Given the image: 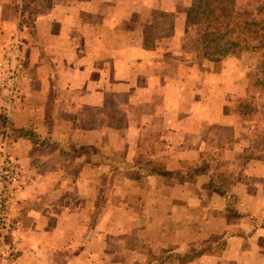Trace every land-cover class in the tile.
<instances>
[{"label":"crops","instance_id":"0c3cea01","mask_svg":"<svg viewBox=\"0 0 264 264\" xmlns=\"http://www.w3.org/2000/svg\"><path fill=\"white\" fill-rule=\"evenodd\" d=\"M192 3L0 0V49L43 8L10 148L25 172L10 264H264V119L237 111L236 65L199 60Z\"/></svg>","mask_w":264,"mask_h":264},{"label":"rangeland","instance_id":"374dc122","mask_svg":"<svg viewBox=\"0 0 264 264\" xmlns=\"http://www.w3.org/2000/svg\"><path fill=\"white\" fill-rule=\"evenodd\" d=\"M193 1V0H192ZM249 0H247L246 4ZM245 4V6H246ZM244 6V7H245ZM237 9L241 10L244 7L236 6ZM18 26L15 30V32L12 34V36L5 41L0 49V146L2 142L4 141V133H3V127L6 123V116L5 111L7 110L6 106L8 104L7 100L9 98L8 93V84H9V69L10 65L12 66V60L10 57V52L12 49H9V43L11 42L12 38L14 37V34L17 32L19 27V21H21V27H22V44H21V55L23 59V66L20 70H22V76L20 78V88H15V101L16 103L13 104L11 108V116L8 118L9 120V126H10V133H9V139H8V152L10 156H12L18 165V167L22 170L25 176V172L23 170V167L18 162V159L15 158L12 153L10 152L11 146L16 142L17 138L20 137L19 133L15 131L14 128L15 120L17 119L18 113L23 109V90L24 86L26 85V76H27V70H26V49L30 42L34 44V42L31 39V34L35 32V19L26 11L20 10L18 12ZM201 26V24H199ZM156 27V29H155ZM162 27L159 23L156 22V25H151L147 31L153 34V28L155 29L154 33ZM204 28V26L202 25ZM169 28V25H167V29ZM204 32V29L202 33ZM201 33V34H202ZM152 42V41H149ZM9 49V50H8ZM202 58L200 57L199 60ZM225 60L224 62H222ZM222 61L218 62L219 66H222L223 63H228L230 66H235L236 69L233 70V78L236 79V92H234L233 89H231V93H236V98L239 100H244L243 103L237 105V111L241 112L242 114L250 113L252 115H256L258 118V123H260L261 119H264V49H252L246 46L245 43L239 42L232 48H230L228 55L223 59ZM221 68V67H220ZM222 69V68H221ZM223 81V77L221 78V82ZM225 84L220 85V90L222 92L229 91L227 89V84L225 81H223ZM225 89H227L225 91ZM189 97L188 99H190ZM187 99V100H188ZM192 108V111L194 110V107L192 106V102L189 106V104L185 105V108ZM122 121L117 119H110L109 126L112 125H118ZM2 126V127H1ZM116 127V126H115ZM145 143H148L147 141ZM160 146L161 144H157L153 147L152 152L150 151H144L140 155V160L142 164H144L145 160L147 158H150L152 155L160 154ZM89 152V151H88ZM90 153V152H89ZM178 152L172 153L174 157H176V154ZM209 157V156H208ZM93 160H96V157L93 156ZM127 160V159H125ZM128 161V160H127ZM134 164L136 161H133ZM22 193V192H21ZM20 193V194H21ZM17 199L11 204L10 206V212H9V220H10V228L5 234V236L2 238L0 242V264H10L11 260L17 256L18 251V242L20 240L19 238V232L16 228V220L13 216V207L14 204L19 202V196ZM103 202V201H102ZM231 217H235L234 219L238 218V215L235 214L233 207H231ZM36 238V237H34Z\"/></svg>","mask_w":264,"mask_h":264},{"label":"trees","instance_id":"16d2710c","mask_svg":"<svg viewBox=\"0 0 264 264\" xmlns=\"http://www.w3.org/2000/svg\"><path fill=\"white\" fill-rule=\"evenodd\" d=\"M28 10L32 11V17L35 18L43 8L34 6ZM187 15L189 24L204 26L199 38L201 58L220 62L228 55L230 48L239 42L252 49H264V0H249L241 10L236 8L235 0H193ZM232 205L233 197H230V213ZM220 246L222 250L224 244ZM205 253L206 250L193 256Z\"/></svg>","mask_w":264,"mask_h":264},{"label":"built area","instance_id":"2783aa9c","mask_svg":"<svg viewBox=\"0 0 264 264\" xmlns=\"http://www.w3.org/2000/svg\"><path fill=\"white\" fill-rule=\"evenodd\" d=\"M19 27L14 34L9 49H12L10 54L12 66L9 69V84L8 104L5 111L6 118L11 116V108L16 103L15 88H20V78L22 76L21 67L23 66V59L21 55L22 44V27L19 21ZM8 49V50H9ZM3 127L4 141L0 146V242L10 228L9 210L11 204L17 199L18 195L23 191L25 186V176L22 170L16 164L14 158L8 152V139L10 133L9 120Z\"/></svg>","mask_w":264,"mask_h":264}]
</instances>
